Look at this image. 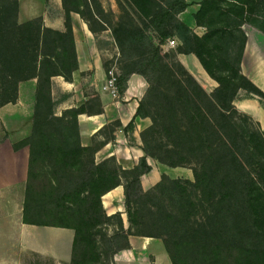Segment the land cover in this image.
Instances as JSON below:
<instances>
[{"label":"trees","instance_id":"16d2710c","mask_svg":"<svg viewBox=\"0 0 264 264\" xmlns=\"http://www.w3.org/2000/svg\"><path fill=\"white\" fill-rule=\"evenodd\" d=\"M132 2L144 14L142 24L111 29L120 50L118 85L123 94L133 73L144 76L149 86L137 115L149 116L153 123L142 132L146 155L130 170L116 164L110 168L111 162H95L96 148L80 144L78 110L67 112L75 119L73 145L68 146L64 142L66 138L63 140L60 135L63 132L60 123L65 122L67 113L54 115L50 78L57 74L69 78L78 66L71 26L68 24L67 31L60 32L44 27L39 18L24 23L17 21L10 27L8 33L20 29L28 44L13 51L10 70L21 75L14 81L4 80V85L13 87V94L0 106L16 102L19 81L37 77L39 82L34 136L25 141L31 147V166L24 220L73 228L71 264H82L90 254L103 255L109 260L107 264H117L114 256L130 247L131 234L161 238L173 264H264V130L251 126L250 123H256L254 119L234 104L240 89L264 98V91L241 68L247 42L242 25L249 22L245 6L251 1H228L224 5L218 0H203L204 7L214 5L217 18L207 25L202 36L178 17L188 7L187 0H163L154 3V11L147 9L153 0ZM15 7L18 17V0ZM66 8L80 13L67 5ZM204 13L205 9H201L195 15L198 24L203 23ZM172 35H177L182 43L179 52L195 54L209 76L217 81L214 92L208 93L179 60H169L163 46ZM226 36L234 41L228 46L233 52L239 40L237 60L233 59L231 50L216 41L217 37ZM166 82L171 85L167 87ZM149 98L158 104L160 116L146 110L145 102ZM49 154L53 174H60L61 178H50L47 191H39L37 184L42 186L44 182L38 180L36 165ZM147 156L172 167L192 168L194 181L164 175L156 188L148 192L141 180L152 170ZM68 168L78 170L79 175ZM120 184L124 186L130 226L125 229L121 215L115 214L121 218L120 229L103 235L101 250L93 230L111 217L105 211L102 197ZM34 192L49 198L52 209L58 212L59 223L35 219L31 206ZM143 200L161 206L163 214L160 222H156L158 227L155 226L161 232L147 229V224L139 221L134 206ZM166 200L172 204L169 209L164 207ZM206 204L218 216V226L211 225L214 232L204 242L181 238V224L189 221L192 226L197 210L205 209ZM193 224L199 225L196 217ZM232 230L234 236L229 235ZM248 235L251 237L246 239Z\"/></svg>","mask_w":264,"mask_h":264},{"label":"crops","instance_id":"0c3cea01","mask_svg":"<svg viewBox=\"0 0 264 264\" xmlns=\"http://www.w3.org/2000/svg\"><path fill=\"white\" fill-rule=\"evenodd\" d=\"M39 18L44 27L60 32L71 26L78 61L69 78L59 74L50 78L54 115L78 110L80 144L96 148L95 162H114L124 170L133 169L146 155L142 132L152 125L149 116L137 115L149 86L147 80L133 73L126 91L114 98L103 88L109 68L114 66L121 74L120 50L110 27L103 22L102 34L95 32L79 12L67 11L64 0H18L19 23ZM189 26L193 27L192 23ZM250 42L247 34L242 72L264 91V54ZM179 58L187 65L193 62L197 70L209 76L194 54L180 53ZM248 58L253 66L246 70ZM38 83L37 77L21 80L16 102L0 106V264L72 262L73 228L24 220L31 166V147L25 141L32 134ZM234 104L264 130V98L240 89ZM147 161L152 170L141 177L146 190L158 182L159 167L166 174V168L171 169L151 156ZM102 202L106 213L120 214L128 229L123 184L107 192ZM129 242V248L115 254L117 264H173L161 238L131 234Z\"/></svg>","mask_w":264,"mask_h":264},{"label":"rangeland","instance_id":"374dc122","mask_svg":"<svg viewBox=\"0 0 264 264\" xmlns=\"http://www.w3.org/2000/svg\"><path fill=\"white\" fill-rule=\"evenodd\" d=\"M15 1L16 0H0V104L4 101V99H7L9 96L13 94V87L10 86L9 88L7 85H4V80L8 79L11 81L17 80L18 76L21 74H14L10 68V62L13 58V51L17 52L18 49H23L22 47L25 44H28L26 40L23 38V34L20 29L16 28L15 33L12 32L8 33L10 31L11 25L14 24V22L18 21L17 13H16V7H15ZM163 0H153V2H150L148 4L149 10L153 11L156 9L155 4L157 2H161ZM221 1L222 4L225 5L228 1L238 2V0H218ZM251 1V3L247 4L245 6V17L249 18V22H245L242 25L243 31L250 35V45L257 46L260 48V51H263L264 54V0H247ZM66 5L69 9H78L80 11V14L82 17L88 21L90 26L95 30V32H99L102 34L103 28H105L104 23L112 28H119L120 26L130 27L134 28L137 25H141L144 20V14L142 11H140L137 6L132 2V0H65ZM188 7L178 15V17L185 23H188L189 25L192 23L193 27L190 26L194 32L200 36L204 35L207 32V25H210L213 21H215L216 14H215V7L211 4H205L203 0H187ZM205 9V13L203 15V23L198 24L197 19L195 15L201 10ZM104 22V23H103ZM107 28V27H106ZM175 29V28H173ZM176 30V29H175ZM34 33L36 32L33 29ZM11 32V31H10ZM37 34V33H36ZM50 35V38H52V34L48 33ZM106 34V33H105ZM170 39H175L176 43L173 45H164L163 50L164 53H167L170 55L169 60L171 62H175V60H179L183 66L197 79V81L206 89L208 93L214 92L215 88L218 86L217 81L209 77L207 74H203L200 70H197L194 67L193 62L189 63L188 65L183 63L180 58L179 52L180 48L182 47V43L177 35H172ZM216 41L222 42L227 48V50H231V48L228 49V46L232 45L234 43L233 39H230L228 36L225 37V39H221L220 37L216 38ZM233 41V42H232ZM12 43V45H11ZM238 46L234 48V60H237V56L239 54V40H238ZM253 48V47H252ZM53 50H51L52 52ZM23 52V51H22ZM188 54V53H185ZM193 54V53H189ZM195 55V54H194ZM196 56V55H195ZM194 57V56H191ZM197 57V56H196ZM243 58V56H242ZM246 70H249L253 66V61L248 58L247 61H245L244 65ZM241 68H242V62H241ZM20 82V81H19ZM18 82V84H19ZM171 83L166 82V86L169 87ZM146 110L148 113H150L153 116H160V111L158 104L154 99L149 98L145 102ZM45 112L47 111V106L45 107ZM34 120V119H33ZM74 116L72 113H67L65 122H61L60 125L62 127V134L60 133L62 139L66 138L64 142L68 146L73 145V142L75 140L74 138ZM73 122V123H72ZM256 123H250L251 126L256 127L257 126L262 129L261 125H257V121L254 120ZM153 123V121H152ZM66 129V130H64ZM263 130V129H262ZM57 134V133H56ZM58 135V134H57ZM34 136V130L32 129V134L28 137L32 138ZM36 138V137H35ZM155 159V158H154ZM84 160H87V155L84 157ZM156 162L161 163L157 159H155ZM52 157L49 156L45 158L41 163L36 165L38 170V180H41L44 182L42 186L37 184L36 189L39 191H47L48 189V180L52 177H59L61 178L60 174H53L54 166L52 164ZM163 164V163H162ZM115 163L111 162L109 164L110 168H115ZM166 165V164H164ZM169 168H166V171H169V174H166L165 172H161V167H159V176H158V182L162 180V176L166 175L170 178H182V179H189L194 181V173L192 168L186 167V166H177L172 167L169 165H166ZM71 172L79 175V171L73 168H68ZM62 172V171H61ZM175 175V176H174ZM157 182V183H158ZM157 183L147 189L148 192H152L156 186ZM59 184H57L58 187ZM146 190V189H145ZM32 204L33 212L35 213V219L39 221H47V222H60L59 218L57 217V210L52 209V205L50 204L51 201L49 198H46L45 196H39L35 192L32 194ZM169 205L171 207V203L166 200L164 203V207L166 209H169ZM135 209H137L138 212V218L139 221L144 222L147 224V229L155 230L156 233L161 232V229H157V221L160 222V218L163 214L162 208L158 204H152L150 201H141L139 204H136L134 206ZM165 209V208H164ZM106 211V210H105ZM196 217L197 222L199 225H194L193 221H195V217L192 218V226L188 222H184L181 224L180 227V237L181 238H193L197 239L198 241L204 242L208 237L211 236V234L214 232V229L211 227L212 224H215L218 226V216L215 214L214 209L209 206V204L205 205V209L200 208L197 210V213L194 215ZM194 219V220H193ZM156 223V224H155ZM121 226V218L118 215H112L109 219H106L103 224H100L98 227L94 228V232L96 233V239L99 241V247L102 250L103 249V240L102 237L104 234H113L114 232L118 231ZM156 226V227H155ZM220 226V225H219ZM157 229V230H156ZM164 235H167L168 238H172L168 236V234L163 233ZM162 234V235H163ZM230 236H234L233 230L229 233ZM251 237L248 235L246 237ZM185 254L188 253V246L185 247ZM87 258L82 262V264H107L109 263L108 258H105V256L100 255V257H97L93 254L87 255Z\"/></svg>","mask_w":264,"mask_h":264},{"label":"built area","instance_id":"2783aa9c","mask_svg":"<svg viewBox=\"0 0 264 264\" xmlns=\"http://www.w3.org/2000/svg\"><path fill=\"white\" fill-rule=\"evenodd\" d=\"M176 43L175 39H169L167 45H173ZM119 73L116 67H111L107 71V78L103 84L104 90L108 91L114 98H118L120 95L119 85Z\"/></svg>","mask_w":264,"mask_h":264}]
</instances>
